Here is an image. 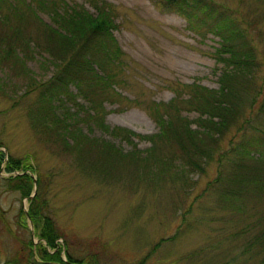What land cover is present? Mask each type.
<instances>
[{
  "label": "trees",
  "instance_id": "16d2710c",
  "mask_svg": "<svg viewBox=\"0 0 264 264\" xmlns=\"http://www.w3.org/2000/svg\"><path fill=\"white\" fill-rule=\"evenodd\" d=\"M156 2L190 23L194 18L191 30L201 32V23L208 20L220 38L215 55L222 70L216 89L197 83L182 84L183 89L175 90L169 101L149 100L146 104L138 97L121 96L116 88L126 85L125 56L112 34V5L102 0L89 1L95 13L62 0H20L16 5L0 0V9L5 7L0 16V69L13 70L14 77L25 80L21 102H25L31 128L45 141L56 143L58 152H74L75 163L88 177H114L111 168H115L116 174H123L133 187L142 185L161 192L167 186L178 194L177 204L170 201L177 208L192 183L190 174L201 173L206 164L215 163L214 177L199 193L204 195L197 193L195 200L179 212L181 224L190 217L186 227L198 226L207 231L205 245L198 252H189L188 257L202 255L201 264H264V78L258 75L261 62L228 7L214 0ZM37 10L48 14L50 22L38 17ZM29 17L37 22L32 31L25 25ZM34 52L45 53V60L52 65L46 80H37L25 65ZM69 85L75 88L74 93ZM26 95L30 98L26 99ZM78 97L85 105L76 101ZM118 98L142 107L155 123L156 131L139 135L105 124L103 103L116 102L117 108L123 109ZM65 101L74 106V111L65 106ZM182 111H194L197 116L190 121ZM83 124L124 141L131 149L122 151L108 140L86 135L81 131ZM134 137L147 140L149 146L138 150ZM24 160H13L0 150V171L8 174L7 187L28 201L26 213L18 209L20 222L25 225V219H29L33 235L44 243L33 245L28 240L29 255L35 252L50 259L47 264H98L96 259L77 260L69 253L60 259L61 247L56 242L60 234L44 213L46 202L39 193L38 180L33 182L34 170ZM160 244H153L148 253L156 251ZM9 262L14 263L15 258Z\"/></svg>",
  "mask_w": 264,
  "mask_h": 264
},
{
  "label": "rangeland",
  "instance_id": "374dc122",
  "mask_svg": "<svg viewBox=\"0 0 264 264\" xmlns=\"http://www.w3.org/2000/svg\"><path fill=\"white\" fill-rule=\"evenodd\" d=\"M19 1L9 0L12 5ZM23 1L33 3L35 0ZM62 1L68 5L80 4L95 13L89 3L91 0ZM102 1L112 5L115 23L112 34L125 56L123 77L126 85L116 88L121 96L138 97L146 104L149 100L169 101L175 90L183 89L182 84L218 87L222 63L217 60L215 51L220 38L211 30L208 20L201 23L199 32L190 29L194 18L190 23L181 14L161 7L156 0ZM214 1L228 7L237 27L244 31L261 62L258 75L263 79L262 0ZM20 4L18 8L22 7ZM4 8L0 9V16L5 12ZM36 13L44 22H50L45 12L37 10ZM26 21L27 29L32 31L36 19L29 17ZM45 59V53L34 52L25 62L37 80H46L52 73V65ZM13 72L6 67L0 69V150L13 160L26 159L24 164L33 168L32 178H37L39 193L46 202L44 213L54 221L60 234L56 239L61 247L60 259L69 253L77 260L94 262L96 259L98 264H201L199 258L202 255L190 258L188 253L198 252L205 245L207 231L198 226L186 227L190 217L181 224L179 212L185 204L195 200L196 194L202 193L206 182L214 177L215 163L206 164L201 173L190 174L188 178L192 183L185 190L183 204L177 208L170 205V201L177 204L178 194H173L167 186L165 189L172 194L142 185L133 187L123 174H116L115 168H111L114 177H88L75 163L74 152H58L56 143L45 141L31 128L25 114V102H21L25 80L17 75L14 77ZM69 90L75 92L72 85ZM26 96V99L30 98ZM118 100L123 109H118L116 102L103 103L105 124L124 127L139 135L156 131L155 123L142 107L127 103L123 98ZM76 101L85 105L79 97ZM65 102V106L74 111V106ZM182 115L190 121L197 116L194 111H182ZM191 125L194 127L193 123ZM81 131L108 140L122 151L131 149L129 144L98 128L83 124ZM133 142L138 150L149 146L147 140L138 137H134ZM17 172L20 169L12 174ZM7 175L0 171V264H47L50 259H43L35 252L29 255L28 240L33 245L44 243L32 234L29 219H25V225L21 224L18 209L27 210L28 201L20 198L17 190L7 187ZM33 194L32 191L30 195ZM178 227L180 231H177ZM155 243H161L159 248L148 253ZM47 250L51 252V248L47 247ZM14 258V263L9 262Z\"/></svg>",
  "mask_w": 264,
  "mask_h": 264
},
{
  "label": "water",
  "instance_id": "95a60500",
  "mask_svg": "<svg viewBox=\"0 0 264 264\" xmlns=\"http://www.w3.org/2000/svg\"><path fill=\"white\" fill-rule=\"evenodd\" d=\"M34 181H35V180H34V177H33V182H34ZM30 196H31V195H30ZM30 196H29V197H30ZM23 211L26 213V210H23ZM30 225H31V223H30ZM32 234H33V233H32Z\"/></svg>",
  "mask_w": 264,
  "mask_h": 264
}]
</instances>
